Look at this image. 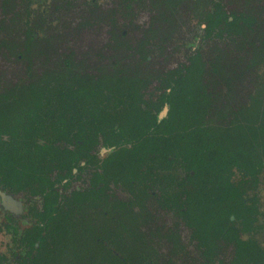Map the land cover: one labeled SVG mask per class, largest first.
Segmentation results:
<instances>
[{
	"label": "trees",
	"instance_id": "16d2710c",
	"mask_svg": "<svg viewBox=\"0 0 264 264\" xmlns=\"http://www.w3.org/2000/svg\"><path fill=\"white\" fill-rule=\"evenodd\" d=\"M138 1L122 0V10H133ZM158 1V21L168 27L160 41L169 39L183 14L202 30L203 45L184 49L174 67L153 66L151 42L158 30L149 29L137 44H115L116 52L127 50L130 62H77L69 53L37 75L29 58L35 40L26 33L25 52L17 58L26 60L28 79L5 84L0 78V189L15 193L21 175L50 185L49 172L72 171L75 151L68 146H89L102 137L105 148L119 147L114 182L132 194L114 202L105 193L104 209L114 205L129 218V237L142 244L130 249L122 239L105 245L111 225L98 232L83 221L84 231L102 242L93 250L81 242L76 224L63 219L55 246L49 231L34 264H264L253 194L264 169V0ZM157 162H167L165 178L183 186L181 192L172 185L161 192L168 208L160 200L176 228L182 220L190 229V250L182 248L180 263L173 260L177 256L160 262L145 247L154 233L147 230L145 199L160 179ZM177 164L182 178L171 172ZM40 217L48 220L49 209Z\"/></svg>",
	"mask_w": 264,
	"mask_h": 264
},
{
	"label": "flooded vegetation",
	"instance_id": "af4514ba",
	"mask_svg": "<svg viewBox=\"0 0 264 264\" xmlns=\"http://www.w3.org/2000/svg\"><path fill=\"white\" fill-rule=\"evenodd\" d=\"M106 2L100 3L98 0H93L88 3V7L96 8L101 13L104 12L101 18L107 24L108 29L112 30L115 22L114 19L116 18L118 22L120 20L119 12L121 4L118 3V0L117 2H112L111 0H107ZM33 6H36V8ZM53 8L55 9V6L47 2V0H0V34L5 31V26L2 22L5 20L11 23L14 21L13 18L16 15L15 21L17 20L19 24L27 26L25 28L22 27L19 31L23 37V44L26 42V33L33 37L35 43L36 41L40 43L41 38H38V34L41 31L40 26L46 17L51 16V13L54 11ZM32 9L36 10V17L34 18V23L31 25L30 16L33 14ZM167 109L166 107L162 111L161 116L166 114ZM96 141L97 143H92L89 146L82 144V147L76 145L68 146L69 149L75 151L72 171L69 175H66V170L49 172L47 177L51 181L50 185L44 186L43 183L21 175L26 184L20 181V186L15 193L0 189L6 195L3 197L0 194V234L3 237L2 242L4 246V248L0 247V264H34V261L38 259L43 251L40 246L42 238L49 231L48 241L52 247L55 246L57 232L63 219L76 224L78 233V226H81V229L84 230L83 221L92 226L96 225L98 232L105 224H110L112 236L103 241L105 245L119 244L120 240L123 239L128 242L130 249H137L142 246L134 237H129V226L131 225L130 220H128L129 218L122 217L114 205L113 207L104 209L105 193L114 202L118 200L128 201L132 198V194L125 187L120 184L116 185L114 182L113 174L119 169V166H117L119 164V160L117 159L119 154L116 153L119 147L105 148L102 137H99ZM165 163H155L157 167L156 172L160 179L157 183L155 182L156 188L154 189V194L145 199L146 208L150 211V221L147 230L148 233L154 232L145 238V247L150 246L151 256L160 262H166L168 258L177 256L173 260L177 259L178 263H180L181 259H179V256L183 253L182 248L187 246L190 250V243L188 241L190 229L184 225L182 220H177L178 227L176 228L174 226V216L169 211L163 210L162 203H165L161 197V192L169 188L170 185L177 192L183 190V186L174 184L165 178V173H168L166 169H163ZM111 164L116 165L111 166ZM171 172L177 178H182L183 176V170L179 164ZM106 178L109 186L108 189L105 188ZM253 194L256 196L259 205L257 189ZM169 203L172 204L173 200ZM77 205H79V210H77ZM165 205L168 208L169 205ZM47 208L51 213V217L43 221L40 215L41 213H45ZM134 209L137 210L135 206ZM116 220L127 223V233L125 235L121 236L120 234L116 236ZM176 233L181 236V241H176ZM79 235L81 242L89 245L93 250L95 248L98 249L102 244L99 237L94 238L88 235V232L84 234L79 233ZM192 252L198 254L197 251ZM231 252L228 250L227 254L229 255ZM197 256L199 257V255Z\"/></svg>",
	"mask_w": 264,
	"mask_h": 264
},
{
	"label": "rangeland",
	"instance_id": "374dc122",
	"mask_svg": "<svg viewBox=\"0 0 264 264\" xmlns=\"http://www.w3.org/2000/svg\"><path fill=\"white\" fill-rule=\"evenodd\" d=\"M90 1L93 0H47L55 6V9L53 8L51 16L42 21L41 31L38 34L41 42L36 41L35 48L29 54L31 63L34 65V73L39 75L46 68L57 65L61 58L69 53L77 62L106 64L113 57L123 61L122 63L130 62L129 59L126 60L127 50L121 47L116 52L115 44H137L144 39L149 29L158 30L151 42L155 44L156 49L152 58L155 68L174 67L184 59V49L189 50L203 45L200 38L201 27L195 24V20H191L190 16L183 17L185 14L177 17L178 26L170 33L169 39L166 42L160 41L162 33L167 31L168 27L165 22L158 21L160 16L157 8L158 0H139L138 3L132 4L133 10L128 12L125 9L122 10L123 2L118 0L121 4L120 20L118 22L116 18L114 19L112 30L108 29L101 18L104 12L102 14L98 9L88 7ZM98 1L105 3L107 0ZM111 1L117 2V0ZM33 7L36 8V6ZM32 13L31 25L34 23L36 10L32 9ZM15 17L16 15L11 23L5 20L2 22L5 31L0 34V78L5 81V84H15L28 79L25 70L26 60L17 58L20 52H25L24 44H22L23 37L19 31L27 26L19 24L17 20L15 21ZM121 32L124 34L123 41L116 43L115 38H118ZM45 38L48 39L46 43ZM160 47H162V53L157 50ZM256 189L260 211L257 225L262 226V228L259 227L257 236L264 242V169L260 173ZM126 224L120 220L115 221L116 236L127 233ZM81 228L78 226L79 233L84 234ZM2 238L0 234V247L4 248Z\"/></svg>",
	"mask_w": 264,
	"mask_h": 264
},
{
	"label": "water",
	"instance_id": "95a60500",
	"mask_svg": "<svg viewBox=\"0 0 264 264\" xmlns=\"http://www.w3.org/2000/svg\"><path fill=\"white\" fill-rule=\"evenodd\" d=\"M0 194L3 196V197H5L6 195L4 194V193H2L1 191H0Z\"/></svg>",
	"mask_w": 264,
	"mask_h": 264
}]
</instances>
